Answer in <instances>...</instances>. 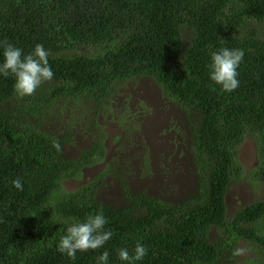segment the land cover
<instances>
[{"label": "trees", "instance_id": "obj_1", "mask_svg": "<svg viewBox=\"0 0 264 264\" xmlns=\"http://www.w3.org/2000/svg\"><path fill=\"white\" fill-rule=\"evenodd\" d=\"M5 39L24 54L42 44L54 77L21 98L15 77L0 74V264H96L105 250L108 264H128L118 251L132 254L138 241L148 253L136 264H235L240 242L251 252L247 263L264 264V196L230 214L226 205L244 173L237 153L247 135L256 151L250 182L264 180V0H0ZM222 47L245 52L232 92L209 78L210 52ZM141 76L192 127L197 187L176 201L132 190L107 165L103 132H91L90 144L69 156L72 133L45 127L65 104L85 106L96 126L115 86ZM97 164L104 167L89 180L63 186ZM108 175L122 201L99 197ZM17 178L23 191L12 185ZM101 210L113 232L102 248L77 251L75 260L56 250L70 224Z\"/></svg>", "mask_w": 264, "mask_h": 264}, {"label": "rangeland", "instance_id": "obj_2", "mask_svg": "<svg viewBox=\"0 0 264 264\" xmlns=\"http://www.w3.org/2000/svg\"><path fill=\"white\" fill-rule=\"evenodd\" d=\"M106 99L104 109L95 118L96 126H92L88 115L91 112L85 106L70 104L73 107L69 108L65 104L60 114H54L56 123L48 122L45 127L59 134L68 133L67 130L72 133L71 141L75 144L70 141L64 146L69 156H76L90 144L91 132L97 130L100 135L103 132L106 163L111 169L122 171L132 190L145 189L154 196L172 201L191 194L197 187L198 174L193 159L192 127L183 110L148 76L117 84ZM86 113L88 117L84 116ZM237 159L244 173L228 189L227 214L264 196V180L263 184L250 182L254 180L250 177L256 164L255 145L250 135L240 143ZM103 167L104 164L92 165L83 171L80 179H65L63 186L74 189ZM116 180L115 176H107L98 192L100 198L122 201L121 188ZM237 247H242L241 242ZM250 253L246 249L235 264H249L245 259Z\"/></svg>", "mask_w": 264, "mask_h": 264}, {"label": "clouds", "instance_id": "obj_3", "mask_svg": "<svg viewBox=\"0 0 264 264\" xmlns=\"http://www.w3.org/2000/svg\"><path fill=\"white\" fill-rule=\"evenodd\" d=\"M0 48L3 49V62L0 63V74L8 77L10 74L15 77L14 91L19 97L31 96L45 81H50L54 77V72L48 62V51L42 44H36L34 49L24 54L19 47L9 43L7 39L0 41ZM243 49L222 47L210 52V63L208 65L209 78L220 85L225 92H232L240 85L238 71L244 59ZM53 147L57 152H62L63 147L59 139L53 140ZM12 185L23 191L22 181L17 178L12 181ZM108 223L101 210L97 214H89L83 222L70 224L56 245V250L66 254L70 259H76L77 251L85 252L102 248L107 241L113 237L111 229H105ZM246 252L245 248L237 247L233 250V256H242ZM148 253V249L137 242L132 254L127 248L118 251L121 261L128 264H136ZM110 253L105 250L96 259V264H108Z\"/></svg>", "mask_w": 264, "mask_h": 264}]
</instances>
